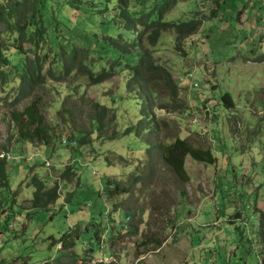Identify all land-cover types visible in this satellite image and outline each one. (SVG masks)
I'll return each mask as SVG.
<instances>
[{
  "label": "rangeland",
  "instance_id": "374dc122",
  "mask_svg": "<svg viewBox=\"0 0 264 264\" xmlns=\"http://www.w3.org/2000/svg\"><path fill=\"white\" fill-rule=\"evenodd\" d=\"M244 3L228 0L218 19L203 22L199 32L187 39L185 58L174 50L173 35H162L154 58L175 80L184 112L150 111L140 93L127 94L122 75L86 89L88 99L114 109L119 132L153 113L157 134L143 132L139 138L132 134L115 140L107 134L92 145L75 149L76 144H71L74 136L70 143L63 142L66 137L54 115L59 109L56 103L51 109L44 107V114L62 139L54 147L15 144L10 139L6 110H0V145L11 140L6 153L8 188L0 192V264H56L58 259L61 264H264V63L246 60L250 47L242 33L246 25L241 22L247 19L249 4L238 19ZM210 10L217 12L213 0L181 1L167 15L206 19ZM224 94L232 100L230 109L221 102ZM207 109L216 116L213 120ZM84 129L89 130L87 125ZM64 132L70 139V131ZM174 138L209 150L214 163L196 162L187 156L184 170L188 181L181 183L153 151L150 189L125 204L143 211L146 227L138 226L139 236L126 235L119 243L108 244L90 261L80 259L89 257L83 251L87 244L82 242L61 252L73 254L75 262L59 258L60 246L52 247L53 239L58 240L79 222L107 213V205L99 198L104 180L118 179L140 161L147 162V145L169 143ZM67 167L75 175L70 182H60L55 206L50 211L28 210L33 193L27 186L29 173L50 185ZM140 167L145 173L149 170L143 164ZM236 213L235 220L227 218ZM111 216L120 222L118 213ZM145 237H151L152 244L142 246Z\"/></svg>",
  "mask_w": 264,
  "mask_h": 264
},
{
  "label": "trees",
  "instance_id": "16d2710c",
  "mask_svg": "<svg viewBox=\"0 0 264 264\" xmlns=\"http://www.w3.org/2000/svg\"><path fill=\"white\" fill-rule=\"evenodd\" d=\"M181 1L191 0H0V110H6L10 139L15 144L54 147L62 138L47 123L44 107L51 109L56 103L59 109L54 115L62 129L60 134L66 137L63 142L70 143L74 136L71 144H76L75 149L92 145L107 134L110 140L132 134L139 138L143 132L157 134L153 113L119 132L115 127L114 109L88 99L86 89L122 75L127 94L140 93L150 111L157 108L165 113L184 112L186 107L179 98L176 82L170 72L156 62L155 48L162 35L168 33L173 35L174 50L180 57H187V39L193 38L206 20L218 19L228 0H213L217 12L210 10L206 19H187L184 14L186 21H183L184 15H167ZM246 4L250 6L247 19L240 21L246 25L241 29L250 47L246 60L263 64L264 51H258L264 49V0H245L238 19ZM188 77L193 79V74ZM221 102L226 109L233 106L228 94L221 96ZM207 112L212 120L216 117L209 109ZM64 130L70 131V139ZM11 140L7 145H0V192L8 188L6 153ZM147 149V162L140 161L139 166L127 174L122 173L125 176L118 179L104 180L99 198L107 205V213L79 222L58 240L53 239L51 246H60L59 258L75 262L77 258L73 254L61 252L73 250L82 242L87 244L83 251L89 257L80 259L90 261L108 244H117L126 235L139 236L138 226L146 227L143 211L137 212L125 204L138 194L144 196L150 189L156 152L163 166L181 183L188 181L184 170L187 156L196 162L214 163L209 150L194 148L178 138L169 143L147 145ZM142 164L145 169L149 167L147 173L141 169ZM74 175L67 167L58 180L48 185L30 172L27 186L33 188V193L28 210L50 211L60 198V182H70ZM69 201L68 198L65 203ZM115 213L119 215L118 223L111 216ZM238 216L236 213L227 218L235 220ZM109 223L116 225L111 227ZM236 231L241 236L239 227ZM88 233L91 235L85 238ZM150 238L145 237L140 244H152ZM156 242L155 247H158L161 240ZM56 264H61L59 259Z\"/></svg>",
  "mask_w": 264,
  "mask_h": 264
},
{
  "label": "built area",
  "instance_id": "2783aa9c",
  "mask_svg": "<svg viewBox=\"0 0 264 264\" xmlns=\"http://www.w3.org/2000/svg\"><path fill=\"white\" fill-rule=\"evenodd\" d=\"M0 157H2V156H0Z\"/></svg>",
  "mask_w": 264,
  "mask_h": 264
}]
</instances>
